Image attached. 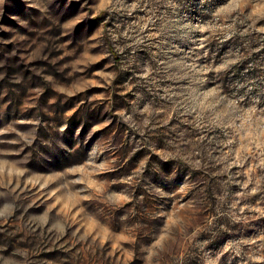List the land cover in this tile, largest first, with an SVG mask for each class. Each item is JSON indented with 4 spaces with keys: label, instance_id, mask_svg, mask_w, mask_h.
Wrapping results in <instances>:
<instances>
[{
    "label": "rangeland",
    "instance_id": "obj_1",
    "mask_svg": "<svg viewBox=\"0 0 264 264\" xmlns=\"http://www.w3.org/2000/svg\"><path fill=\"white\" fill-rule=\"evenodd\" d=\"M0 264H264V0H0Z\"/></svg>",
    "mask_w": 264,
    "mask_h": 264
}]
</instances>
